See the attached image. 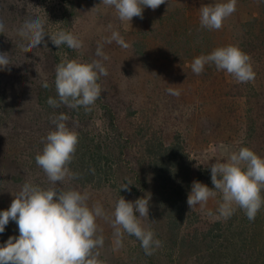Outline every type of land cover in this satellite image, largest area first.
Returning <instances> with one entry per match:
<instances>
[{
	"label": "rangeland",
	"instance_id": "obj_1",
	"mask_svg": "<svg viewBox=\"0 0 264 264\" xmlns=\"http://www.w3.org/2000/svg\"><path fill=\"white\" fill-rule=\"evenodd\" d=\"M0 1L5 10L9 6L8 11L0 13V21L5 24L4 32L0 33V53H6L12 64L8 69L0 70V211L10 207L26 182L44 188L53 186L35 162L47 134L54 130L52 119L64 113L69 118L66 124L76 132L111 130V114L104 108L106 105L116 112L126 134L136 138L131 144L135 147L133 155L120 157V166L111 185L83 186L74 179L56 185L65 190L75 188L86 192L89 207L95 203L103 207L106 216L96 221L103 230L98 231V235L104 237V245L98 249L103 264H264V207L254 221H249L239 209L229 219L217 220L215 215L207 213L216 214L220 201L218 194L210 198L203 209L197 206L191 210L188 206L189 229L175 234L168 226L166 211L160 204L152 176L135 165L138 149L143 144L141 138L146 133L155 134L157 138L161 135L172 138L175 132L179 133L188 143L190 166L195 172H210L212 163L226 162L230 153L240 147H248L264 158V96H254L252 92L249 96H236L238 124L231 138H206L201 133L202 129L214 127L210 124L213 122L210 112L215 113L226 99L235 96H221L220 93V96H212V90H219V83L208 88L212 81L205 71L200 75L192 72L195 57L189 50L201 51L194 43L193 47H186L185 42L170 47V26L175 27L178 23L170 16L179 10H188L190 0H166L155 10L145 7L143 18L133 17L130 22L121 21L114 7L103 4L102 0H72L73 10L61 0ZM220 2L224 0H199L194 5V15L199 18L201 6ZM69 14L71 33L83 45L76 49L77 58L83 62L99 61L108 73L98 81L102 93L91 106L92 110L79 109L86 118L83 123L73 109L61 105L49 110L47 103L49 97L57 98L53 85L56 57L61 55L63 59H69L65 47L53 45L48 35L61 31ZM263 17L264 0H237L236 11L219 30L222 41L261 34ZM30 18L44 21L48 35L41 45L25 53L20 45L26 42L17 32ZM113 32H119L130 46L123 48L115 41L109 43ZM214 32H211L213 36ZM195 33L203 32L195 28ZM98 49L103 55H97ZM105 56L108 58L104 59ZM45 81L48 88L42 87ZM169 88L179 91V95L170 94ZM261 88L264 91V87ZM245 118L248 121H245L246 127H242ZM110 134L115 136L114 131ZM136 170L142 172L145 187L137 183ZM209 176L210 181L203 184L213 188ZM129 181L132 185L121 189ZM121 197L130 202L140 198L149 200V216L142 219V224L150 227L162 242L152 255H146L140 242L127 233L123 237V247L115 248L110 219L115 202ZM217 222H223L225 229L230 231L227 238L218 240L217 232H214L213 243H196L201 238L192 241L193 230H206ZM10 236H19L18 226L11 220L0 233V246Z\"/></svg>",
	"mask_w": 264,
	"mask_h": 264
},
{
	"label": "clouds",
	"instance_id": "obj_2",
	"mask_svg": "<svg viewBox=\"0 0 264 264\" xmlns=\"http://www.w3.org/2000/svg\"><path fill=\"white\" fill-rule=\"evenodd\" d=\"M166 0H102V3L114 7L121 21H131L133 17L143 18L145 7L153 10ZM237 0L207 4L200 7V26L208 30H219L224 21L236 11ZM5 24L0 21V33ZM22 38L20 45L25 52L38 47L48 35L44 21L30 18L18 29ZM53 45H67L71 49H80L82 41L74 34L58 31L48 35ZM115 41L123 48L127 44L119 32H113L108 42ZM97 55H103L98 49ZM108 57L105 56L104 59ZM215 65L218 70L226 71L237 83H248L255 79L251 57L237 45H227L212 50L209 54L194 58L191 64L193 73L200 75L205 65ZM12 65L6 53H0V70ZM55 89L58 99L49 97V106L61 105L71 109L83 107L86 112L101 97L102 89L98 83L106 76L107 69L99 62H81L78 59H64L56 66ZM42 87L48 88L45 81ZM168 92L179 95L172 88ZM68 116L61 113L52 119L54 130L49 131L42 152L35 156L51 187L26 182L7 210L0 211V233L5 231L9 221H15L19 236H10L0 246V264H103L99 259V248L104 245L103 230L97 224V218L106 216L99 203L88 205V194L75 188L67 190L56 187L66 179H76L77 173L70 170L79 142L78 133L66 124ZM211 181L207 185L193 181L187 197L191 210L200 206L205 208L210 198L220 195L216 214L208 211L215 219H229L237 209L242 210L249 221H254L257 213L264 207V158L248 147H240L228 156L226 162H214L210 166ZM126 182L121 189H128ZM138 214V215H137ZM149 216V200L140 198L135 202L119 198L114 205L110 219L113 228L116 249L123 247V237L127 233L141 244L146 255H152L162 242L156 238L150 227L142 224Z\"/></svg>",
	"mask_w": 264,
	"mask_h": 264
},
{
	"label": "trees",
	"instance_id": "obj_3",
	"mask_svg": "<svg viewBox=\"0 0 264 264\" xmlns=\"http://www.w3.org/2000/svg\"><path fill=\"white\" fill-rule=\"evenodd\" d=\"M61 1L65 2V4L67 3L68 5L66 4V6L73 10L72 0ZM198 1L199 0H194V3H192L190 0L189 5H187L190 7L188 10H179L176 14L170 16L171 20H178L175 27L170 26V47H178L183 42L187 45L186 47H191V45L193 47L192 43H194L201 51H196L192 48L189 52L190 55H194L196 58L200 55L209 54L218 47L237 45L251 57L253 69L256 73L253 81L248 83H237L226 71L218 70L215 65H205L204 74L212 81L207 87L209 88L215 83H219L220 85L219 90H212V96H220V93L221 96L235 97L234 99H226L215 113L210 112L213 116V122L210 124L214 125V127L210 130L209 128L202 129L201 133L204 134L206 138L213 136L222 139H225L227 136L231 138L232 134L237 130L238 124V118L236 116L237 111L235 110L238 102L236 96H249L250 92H252L254 96H264V91L261 88L264 87V28L261 34L253 33V35H247L244 36V38L236 37V39L230 37L229 40L222 41L221 32H219L220 29L215 30L213 36L211 34L212 30L201 28L200 17L198 18L194 15V13H196L194 5L197 4ZM8 8L9 6L5 10V7H3L0 1V13L8 11ZM192 9L194 10L192 11ZM67 16L68 17L64 19L65 25L62 30L71 33L72 24L69 22L70 14ZM179 21H181L180 24ZM261 22H263L264 25V17L261 19ZM195 28L203 33H195ZM237 43H241L242 45ZM63 46L66 49L69 60L78 59L76 56V49H71L66 44ZM62 60H64L63 57L58 55L56 57V65ZM55 75L56 72L53 75L54 86ZM55 99H58V97ZM104 108L111 114V122L109 124L111 130L106 129L105 131L99 132L85 130L77 131L79 142L74 154V159L69 167L72 172L78 174V177L74 179V181L83 186L102 187L114 183L116 172L120 166V157L126 158V156L129 157V155H133L132 150L135 149L131 144L136 138H133L129 133L126 134L121 128L116 112L109 109L106 105ZM53 109L55 108L49 106V110ZM79 109H81V107ZM79 109L73 110L83 123L86 118L84 113L79 111ZM255 117L258 118L257 116ZM246 118L244 122L242 121V127H246L244 126L246 124L245 121H248ZM250 119L252 120V118ZM112 131H114L115 134L113 137L110 134ZM138 137L137 135V138ZM171 137L172 138H169L167 135H161L160 138H157L155 134L146 133V135L141 138L143 144L138 149L137 153H139V156H137L138 154L136 155L137 159L135 165L138 169L144 168L147 170L144 171V173H149L152 176L158 189L160 204L166 211L168 226L170 230L176 234L189 229L187 227V197L191 191L193 181H199L201 183L206 182L210 178L209 175H211V171L205 173L199 170L195 172L190 166L191 152L188 149L189 146L185 141L186 139L184 140L183 137L176 132ZM135 175L137 183L145 187V179L141 178L142 172L136 170ZM193 231L194 237L192 241L201 238V241H197L196 243L202 241L213 243L215 242V237H217L218 240L225 239L230 232L225 229L223 222H217L215 226L206 230H198L196 228ZM214 232H217V236L215 237L213 235Z\"/></svg>",
	"mask_w": 264,
	"mask_h": 264
}]
</instances>
